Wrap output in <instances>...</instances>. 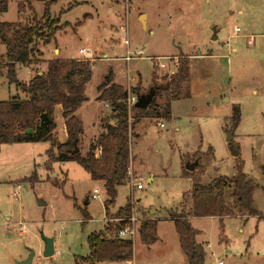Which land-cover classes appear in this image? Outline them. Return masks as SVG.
<instances>
[{"label":"rangeland","instance_id":"rangeland-1","mask_svg":"<svg viewBox=\"0 0 264 264\" xmlns=\"http://www.w3.org/2000/svg\"><path fill=\"white\" fill-rule=\"evenodd\" d=\"M3 1L8 9L0 22L25 28L47 8L63 25L50 43L37 45L44 64L15 67L18 82L45 74L51 60L88 64L86 101L76 114L83 124L81 156L96 142L100 118L110 117V109L96 101L100 86L109 81L129 92L139 87L145 95L156 87L153 67H159L151 57H160L165 66L157 72L162 87L182 56L190 61L182 95L167 102L169 118L149 106L131 130L132 178L118 186L109 210L114 215L128 204L140 225L155 223L149 235L154 231L157 241L147 245L137 232L132 260L102 264H187L172 215L192 211L194 180L202 186L220 177L231 180L239 174L237 166L253 186L250 207L235 202L232 187L224 195L232 216L211 210L187 221L198 232L204 264H264V0H47L48 6L38 0ZM80 49L89 54H78ZM1 67L0 59V102H6L22 94ZM167 96L155 103L165 105ZM235 106L240 121L232 130ZM129 118L132 123V113ZM54 119V137L62 143L63 124L58 114ZM230 132L233 139L227 142ZM49 149L43 142L0 145V264H18L31 253V264H76L89 254V235L114 236L115 222L106 230L104 183L91 180L74 161L54 162L48 170ZM194 162L193 171L185 170ZM136 183L142 188H132ZM43 239L53 242L49 258L43 257Z\"/></svg>","mask_w":264,"mask_h":264},{"label":"trees","instance_id":"trees-1","mask_svg":"<svg viewBox=\"0 0 264 264\" xmlns=\"http://www.w3.org/2000/svg\"><path fill=\"white\" fill-rule=\"evenodd\" d=\"M49 5L47 0H38ZM8 5L0 0V14L7 12ZM27 23L25 28L17 24L0 22V46L4 53L0 55L1 68L8 74V82L26 96L22 100L17 97L6 102H0V145L14 143H49L47 151V169L54 162L65 163L74 161L82 167L95 182L102 181L106 190L107 199L103 203L105 217L118 220L129 217L131 208L128 204L120 208L114 215L110 214V208L114 207L117 196V188L128 180L129 168V134L143 111L132 105L130 113L133 114V122L128 121L127 98L128 92L117 85H110L108 81L100 86V95L97 101L109 104L110 117L103 125L102 133L98 140L90 145L88 151L81 156L79 153L80 136L82 134L81 122L75 117V113L85 101L84 86L91 78L88 64L80 66L76 60L49 61L46 73H38L23 84L16 80L15 67L29 66L40 63L41 53L37 50L38 43L43 46L50 43L54 35L62 30L59 20L52 19L46 8L40 19L34 18ZM38 56V57H37ZM39 59V60H38ZM176 72L166 78L164 87L156 86L155 95L149 106L154 108L156 115L165 119L169 118V100H178L182 95L184 84L189 80V68L186 57H182L176 64ZM137 97L143 95L139 87L130 90ZM167 94L165 105L156 104V99H161ZM167 103V104H166ZM61 106L62 119L65 122L66 142L59 144L54 137L56 124L54 123V108ZM239 108L232 110V130L240 121ZM30 131V133H26ZM55 149L56 155L53 150ZM77 149L74 155L72 152ZM95 151L98 156H95ZM236 178L228 180L220 177L208 185H201L199 178L194 180L191 193L192 211L172 215L175 230L179 239V246L187 264H204L205 255L201 246L197 244L198 232L183 221L188 217H204L214 210L219 217L232 216L230 208L225 202V192L233 187L235 202L241 206L250 207L253 186L243 175L240 166ZM184 175V174H183ZM203 175L201 172L200 176ZM37 178L35 175L30 179ZM28 180V181H30ZM250 215H253L251 213ZM189 222V221H188ZM106 230H109V226ZM155 223L147 220L142 222L139 229L140 240L147 245L157 241L154 231ZM89 254L85 258L76 259V264H102L108 261L132 260L133 243L130 240H117L104 237L103 231L93 233L86 239Z\"/></svg>","mask_w":264,"mask_h":264},{"label":"built area","instance_id":"built-area-1","mask_svg":"<svg viewBox=\"0 0 264 264\" xmlns=\"http://www.w3.org/2000/svg\"><path fill=\"white\" fill-rule=\"evenodd\" d=\"M78 54L85 56V55H88L89 53L85 49H80ZM127 59H129V58H127ZM157 66L161 69H164V65H162V64H157ZM135 100H136L135 96L127 98L126 104L128 107V120L129 121H130V118H129L130 110L129 109L132 108V105H134ZM162 126L163 125L160 124V127H162ZM127 172H128L127 177L129 179H131L132 178V172L130 171L129 168H128ZM131 186H132V188H136V189L142 188L140 183H136L135 186H134V184H131ZM94 194H97V191H95ZM95 198H96V196L93 195L92 199H95ZM104 219H105L107 225L111 224L112 222H115L117 228H115L114 237L117 240L133 241L134 237L136 236L137 232H139V229L141 227V225L139 223V218L136 217L134 211L131 212V215L129 217H126L123 219L112 220V219H107L105 216H104ZM219 264H221V263H219Z\"/></svg>","mask_w":264,"mask_h":264},{"label":"water","instance_id":"water-1","mask_svg":"<svg viewBox=\"0 0 264 264\" xmlns=\"http://www.w3.org/2000/svg\"><path fill=\"white\" fill-rule=\"evenodd\" d=\"M154 95H155V90H154V88H152L149 90L148 94L138 96L136 98V101L134 102L135 107H137L138 109H141V110L147 109L149 107V105L151 104V102L154 98ZM26 133L28 134V133H30V131H26ZM227 135H228L227 142H231L233 139L232 133L230 132ZM76 152H78L77 149H75L72 152V155H74ZM234 155L236 156L237 152L234 153ZM196 165H197V162H194L193 164L187 163L185 165V170L193 171V169ZM38 204H39V206L44 205V203L41 200L38 201ZM85 204H87V200L85 201ZM183 222H184L186 227L189 226L188 221H183ZM43 242L45 243V248L43 251V257L49 258L53 254V242H52V240L50 241L48 239H43ZM32 257H33V253H31L30 256L25 261L18 262V264H31L32 263Z\"/></svg>","mask_w":264,"mask_h":264},{"label":"crops","instance_id":"crops-1","mask_svg":"<svg viewBox=\"0 0 264 264\" xmlns=\"http://www.w3.org/2000/svg\"><path fill=\"white\" fill-rule=\"evenodd\" d=\"M43 46V45H42ZM57 52V51H56ZM42 55V54H41ZM42 57H43V55H42ZM107 56L106 55H103V58H106ZM167 57V56H166ZM169 57V56H168ZM183 57V56H182ZM164 58V57H163ZM180 57H177L176 59H179ZM151 59L152 60H154V61H158V63H156V64H162L161 62H160V57H156V58H153V57H151ZM173 59V58H172ZM41 60L43 61V59L41 58ZM56 60H58V61H62V60H59V59H56ZM51 61H55V60H51ZM49 62V61H48ZM48 62H46L45 64H46V66H47V63ZM39 64H44V62H40ZM35 64H31V65H29V66H23V67H33ZM163 65V64H162ZM190 61H189V59H188V68H189V78L191 77V71H190ZM153 69H154V79H155V84H156V86H157V82H158V70H159V68H156L155 66L153 67ZM164 69H165V66H164ZM32 71H33V68H32ZM160 73V72H159ZM42 74H44V72L43 71H40V72H38V75H42ZM34 77V75H32L31 77H30V79L29 80H31L32 78ZM154 81V80H153ZM29 82V81H28ZM27 82V83H28ZM26 84V83H25ZM87 85V84H86ZM85 85V86H86ZM110 85H117V84H111V82H110ZM85 86H84V88H85ZM117 86H119V85H117ZM123 88V87H122ZM153 88H155V87H153ZM86 89V88H85ZM85 89H84V92H85ZM124 89V88H123ZM125 90V89H124ZM126 91V90H125ZM128 92V97H132V96H135L136 98H137V96L136 95H134V94H130V92L129 91H127ZM141 92V91H140ZM100 91L98 92V95H97V98H96V101H97V99H98V96L100 95ZM142 93V92H141ZM22 94V93H21ZM143 94V93H142ZM131 95V96H130ZM17 98H19V99H22V100H24V99H26V96L24 95V94H22L21 96H16ZM85 101H86V99H85ZM84 101V102H85ZM83 102V103H84ZM97 102H99V101H97ZM82 103V104H83ZM101 104H104V106H106V107H108L109 109H110V111H111V108H110V106H109V104H105V103H103V102H100ZM135 104V103H134ZM55 114H58V116H59V118H60V120H61V122H62V124H63V128H64V132H65V140H67L66 139V130H65V122L63 121V119H62V108H61V106H56L55 108H54V113H53V117L55 116ZM77 112L75 113V117L78 119V121L80 122V120H79V118L77 117ZM107 117V116H106ZM100 127H101V132L99 133V135L102 133V131H103V129H102V127H103V125L105 124V119H104V117L103 118H100ZM54 122H55V119H54ZM81 125H82V134H83V124H82V122H81ZM56 130V129H55ZM55 132V131H54ZM82 134H81V136H82ZM99 135L96 137V138H94L96 141L98 140L97 138L99 137ZM81 136H80V138H81ZM56 139V138H55ZM63 141L62 140V143H60L58 140H57V142L59 143V144H64V142H66V141ZM53 152H54V155H56V151H55V149L53 150ZM148 182H151V179H148ZM88 203V202H87ZM106 224V223H105ZM107 225V224H106ZM107 226H111V224H109V225H107Z\"/></svg>","mask_w":264,"mask_h":264},{"label":"flooded vegetation","instance_id":"flooded-vegetation-1","mask_svg":"<svg viewBox=\"0 0 264 264\" xmlns=\"http://www.w3.org/2000/svg\"><path fill=\"white\" fill-rule=\"evenodd\" d=\"M148 94V93H147ZM136 101V100H135Z\"/></svg>","mask_w":264,"mask_h":264}]
</instances>
